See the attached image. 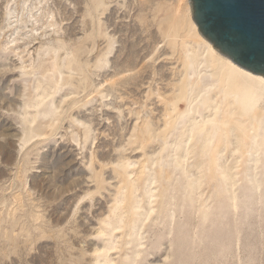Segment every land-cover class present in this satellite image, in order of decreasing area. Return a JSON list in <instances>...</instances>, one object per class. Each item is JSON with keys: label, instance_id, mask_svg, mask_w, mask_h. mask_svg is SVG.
<instances>
[{"label": "rangeland", "instance_id": "obj_1", "mask_svg": "<svg viewBox=\"0 0 264 264\" xmlns=\"http://www.w3.org/2000/svg\"><path fill=\"white\" fill-rule=\"evenodd\" d=\"M191 11L0 0V264H264V98Z\"/></svg>", "mask_w": 264, "mask_h": 264}, {"label": "water", "instance_id": "obj_2", "mask_svg": "<svg viewBox=\"0 0 264 264\" xmlns=\"http://www.w3.org/2000/svg\"><path fill=\"white\" fill-rule=\"evenodd\" d=\"M192 19L214 48L264 76V0H190Z\"/></svg>", "mask_w": 264, "mask_h": 264}, {"label": "bare ground", "instance_id": "obj_3", "mask_svg": "<svg viewBox=\"0 0 264 264\" xmlns=\"http://www.w3.org/2000/svg\"><path fill=\"white\" fill-rule=\"evenodd\" d=\"M194 24H195L194 25L195 29H198V26L196 25L195 22ZM199 34L200 36H202L200 32ZM204 39L207 41V42L205 41V43L207 45L210 55L217 57L225 66L228 67V73H226V77L230 81L238 85H243L244 87L243 91L244 92L246 91L245 92L246 94H251V95L256 94L259 97L264 98V76L255 74L240 67L239 65L234 63L230 58L224 56L219 51H217L214 48L213 44L209 42L206 38ZM217 53L221 56H219Z\"/></svg>", "mask_w": 264, "mask_h": 264}]
</instances>
